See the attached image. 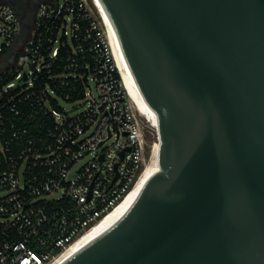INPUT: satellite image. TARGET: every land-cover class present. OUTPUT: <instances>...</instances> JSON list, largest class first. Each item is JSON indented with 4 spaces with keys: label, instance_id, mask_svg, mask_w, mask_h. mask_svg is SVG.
Instances as JSON below:
<instances>
[{
    "label": "water",
    "instance_id": "water-1",
    "mask_svg": "<svg viewBox=\"0 0 264 264\" xmlns=\"http://www.w3.org/2000/svg\"><path fill=\"white\" fill-rule=\"evenodd\" d=\"M97 2L161 142L126 206L61 264H264V0Z\"/></svg>",
    "mask_w": 264,
    "mask_h": 264
},
{
    "label": "built area",
    "instance_id": "built-area-1",
    "mask_svg": "<svg viewBox=\"0 0 264 264\" xmlns=\"http://www.w3.org/2000/svg\"><path fill=\"white\" fill-rule=\"evenodd\" d=\"M104 24L95 0H39L19 43L23 19L0 1V264H52L149 160Z\"/></svg>",
    "mask_w": 264,
    "mask_h": 264
},
{
    "label": "bare ground",
    "instance_id": "bare-ground-1",
    "mask_svg": "<svg viewBox=\"0 0 264 264\" xmlns=\"http://www.w3.org/2000/svg\"><path fill=\"white\" fill-rule=\"evenodd\" d=\"M95 1L98 4L97 0H95ZM98 6H99V4H98ZM101 13H102V17H103V22L105 23L104 25L106 27V32H107V36H108V39H109V43H110V47H111V52H112L113 58L115 60V63L117 65L121 75H122V72H121L117 57H116V53H115V49H114V45H113V41H112V37H111V34H110V30H109V27H108V23H107L106 17L103 14L102 10H101ZM122 79H123L125 88H126L128 94H129V97L132 100L133 104L135 105L136 109L145 118L146 122L156 131V138H155V140L153 142H151L152 144L150 145V149H149L150 150L149 160L147 161L145 169H144L143 173L141 174V176H140L135 188L126 197V199L120 205H118L111 213H109L101 222H99L96 226H94L88 233H86L78 241H76L69 248H67L62 254H60L59 257L52 264H61L72 252H74L92 234H94L100 227H102L112 217H114L116 214H118L126 206V204L129 202V200L132 198V196L135 194L138 186L140 185V183L143 181V179L148 174L152 164L157 160L158 149H159V145H160V142H161L159 140V138L157 137V126H158L159 119H158V117L152 116L150 113H148L145 109H143L139 105V103L135 100V98L130 94V92H129L127 86H126V83L124 81L123 75H122Z\"/></svg>",
    "mask_w": 264,
    "mask_h": 264
},
{
    "label": "flooded vegetation",
    "instance_id": "flooded-vegetation-1",
    "mask_svg": "<svg viewBox=\"0 0 264 264\" xmlns=\"http://www.w3.org/2000/svg\"><path fill=\"white\" fill-rule=\"evenodd\" d=\"M19 11L23 22H33L39 0H0Z\"/></svg>",
    "mask_w": 264,
    "mask_h": 264
},
{
    "label": "rangeland",
    "instance_id": "rangeland-1",
    "mask_svg": "<svg viewBox=\"0 0 264 264\" xmlns=\"http://www.w3.org/2000/svg\"><path fill=\"white\" fill-rule=\"evenodd\" d=\"M60 104L65 108V109H70L74 104L73 103H69L66 102L64 100H60ZM144 125V136L146 139V143H147V150H148V154L150 153V145L152 144L151 142H153L156 138V131L144 120L143 122Z\"/></svg>",
    "mask_w": 264,
    "mask_h": 264
}]
</instances>
